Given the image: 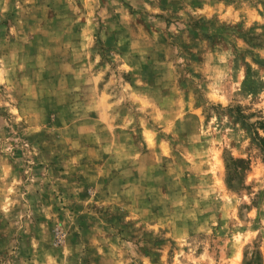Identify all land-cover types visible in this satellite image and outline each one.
<instances>
[{
    "label": "rangeland",
    "instance_id": "obj_1",
    "mask_svg": "<svg viewBox=\"0 0 264 264\" xmlns=\"http://www.w3.org/2000/svg\"><path fill=\"white\" fill-rule=\"evenodd\" d=\"M0 264H264V0H0Z\"/></svg>",
    "mask_w": 264,
    "mask_h": 264
},
{
    "label": "trees",
    "instance_id": "obj_2",
    "mask_svg": "<svg viewBox=\"0 0 264 264\" xmlns=\"http://www.w3.org/2000/svg\"><path fill=\"white\" fill-rule=\"evenodd\" d=\"M235 174V173H234Z\"/></svg>",
    "mask_w": 264,
    "mask_h": 264
}]
</instances>
